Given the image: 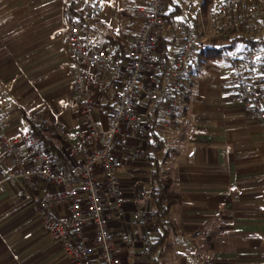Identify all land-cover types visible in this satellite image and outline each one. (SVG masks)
Segmentation results:
<instances>
[{
	"label": "crops",
	"instance_id": "obj_1",
	"mask_svg": "<svg viewBox=\"0 0 264 264\" xmlns=\"http://www.w3.org/2000/svg\"><path fill=\"white\" fill-rule=\"evenodd\" d=\"M93 1L103 11L80 8L74 12L75 19L83 26L90 49L106 48L112 55L142 27L136 13L145 0ZM212 1L207 5L205 0H166L155 54L172 59L180 49L175 26L196 22L199 11L207 32L213 34V16L224 0ZM71 5L72 0H0V94L5 98L7 133L20 136L31 130V111L62 122L68 129L65 137L45 135L59 171L81 161L75 134L83 126V117L70 75L72 55L66 40L54 36ZM239 35L205 40L172 116L139 101L138 117L148 135L144 140L130 135L126 142L133 152L144 148L145 155L132 160L121 154L118 177L125 191L127 218L110 222L120 264H264V133L233 98L230 74L248 45L237 39ZM254 35L263 39L264 31L249 36ZM221 48L225 51L219 56L216 50ZM111 74L109 65L104 82L91 90L95 118L104 127L109 125L107 105L118 92L105 89ZM148 143L158 146L152 159ZM157 169L171 180L180 202L165 216L164 225L153 227L149 217L155 202L144 201ZM9 170V162L0 156V264H73L35 210L47 192L60 188L40 182L39 189L31 191L22 181H7ZM141 207L150 212L137 218L135 211ZM54 211L65 216L70 207ZM131 225L152 242L167 234L164 243L151 255L144 253L141 242L126 247L119 238ZM85 235L92 241L91 224Z\"/></svg>",
	"mask_w": 264,
	"mask_h": 264
},
{
	"label": "built area",
	"instance_id": "obj_2",
	"mask_svg": "<svg viewBox=\"0 0 264 264\" xmlns=\"http://www.w3.org/2000/svg\"><path fill=\"white\" fill-rule=\"evenodd\" d=\"M166 6V0H145L136 13L143 22L142 27L126 41L122 51L112 55L106 48L88 47L83 26L74 15L80 8L100 13L102 6L93 0H72L70 9L64 13L66 22L55 30L54 36L64 38L69 46L75 103L83 117V126L75 134L81 161L68 170L56 168L50 146L41 136L65 137L67 127L62 122L51 121L46 114L31 111L28 116L34 129L20 136H10L4 112L5 98L0 94V156L10 164L6 180L22 181L34 192L40 182L60 188L47 192L35 205V210L42 216L45 230L61 244L73 264L121 263L117 237L110 222L114 218H127L125 191L118 177L123 166L121 154H127L132 160L145 155L144 148L133 152L126 142L130 135L142 140L148 135L147 126L138 117L139 101L146 102L162 115L172 116L179 106L192 63L204 49L207 38L264 31V0H224L213 16V34L207 32L202 11L198 12L196 22H179L175 26L180 49L172 59H166L155 54L162 36ZM109 65L112 74L105 89L118 92L107 105L109 125L104 127L95 118L91 90L104 82ZM230 76L233 98L262 126L264 133V46L247 51ZM66 205L70 212L65 216L56 215L54 209ZM149 212L148 207H141L135 215L138 218ZM89 224L94 231L92 241L85 235ZM119 239L129 248L141 242L146 255L153 253L152 240L135 226L126 227Z\"/></svg>",
	"mask_w": 264,
	"mask_h": 264
},
{
	"label": "trees",
	"instance_id": "obj_3",
	"mask_svg": "<svg viewBox=\"0 0 264 264\" xmlns=\"http://www.w3.org/2000/svg\"><path fill=\"white\" fill-rule=\"evenodd\" d=\"M205 2H206L205 4L210 5L213 1L205 0ZM239 34L240 35L237 37V39L248 43L245 50L243 51V55L247 51H250L260 46H264V36L263 39L261 38L259 39L256 38V35L249 36L250 34H242V33ZM237 39L236 41H238ZM122 50L123 48H121L118 51H122ZM216 51L219 56H222L224 55L223 53L225 51V48L217 49ZM31 129H34V125L32 126ZM41 136L49 144L51 148V141L47 139L45 135H41ZM148 146H149L148 155L152 159L154 158L152 156V151L156 150L158 146L152 148L150 143H148ZM151 183H152V188L148 196H146L144 204L148 199L153 200L155 202V212H153L150 215L149 223H152L153 227H158L160 225H164L165 220L163 221V219L170 212L172 206L180 202V194L179 192L173 189L171 180L163 178L160 175L158 169L152 173ZM166 235L167 234L161 236L160 238H158L156 241L153 242V251L164 243V238L166 237Z\"/></svg>",
	"mask_w": 264,
	"mask_h": 264
},
{
	"label": "rangeland",
	"instance_id": "obj_4",
	"mask_svg": "<svg viewBox=\"0 0 264 264\" xmlns=\"http://www.w3.org/2000/svg\"><path fill=\"white\" fill-rule=\"evenodd\" d=\"M232 54H236V51H233Z\"/></svg>",
	"mask_w": 264,
	"mask_h": 264
}]
</instances>
